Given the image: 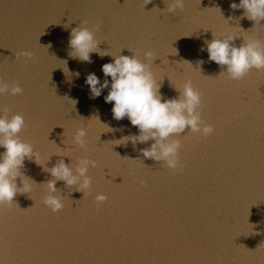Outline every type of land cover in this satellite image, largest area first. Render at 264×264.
Returning <instances> with one entry per match:
<instances>
[{
    "label": "water",
    "instance_id": "95a60500",
    "mask_svg": "<svg viewBox=\"0 0 264 264\" xmlns=\"http://www.w3.org/2000/svg\"><path fill=\"white\" fill-rule=\"evenodd\" d=\"M145 2L0 0V80L23 89L0 95V115L24 116L20 138L48 157L44 167L63 159L75 171L82 157L97 161L85 197L56 182L64 207L53 213L43 200L54 177L25 160L20 171L33 191L0 206V264H264V70L240 82L219 76L205 44L229 33L237 47L245 38L264 42V25L231 9L240 0H185L173 14L164 0ZM85 21L99 26L105 53H93L91 63L69 56L71 30ZM24 51L32 58H18ZM131 51L156 57L165 99L189 80L203 94L201 117L215 132L172 137L182 144L180 171L141 155L153 141L117 145L138 129L113 118L108 89L91 98L86 77L103 83L102 66ZM81 128L86 152L72 143ZM97 194L107 201L97 205Z\"/></svg>",
    "mask_w": 264,
    "mask_h": 264
},
{
    "label": "clouds",
    "instance_id": "9594fccd",
    "mask_svg": "<svg viewBox=\"0 0 264 264\" xmlns=\"http://www.w3.org/2000/svg\"><path fill=\"white\" fill-rule=\"evenodd\" d=\"M152 0H146L145 5ZM166 12L176 13L184 11L185 0H164ZM233 10H243L242 18L253 21L256 26L264 25V0H240L230 5ZM87 22L73 28L70 33L69 47L72 51L69 56L81 62L91 63L93 53L101 56L105 53L99 49L100 41L96 38L99 26L89 28ZM237 34L229 33L222 37L213 36L211 41H205L208 59L221 67L219 76L223 75L232 81L240 82L247 78L253 71L264 70V42L245 38L239 46L233 43ZM202 51L205 49H201ZM130 51V50H129ZM132 52V51H131ZM132 56H114L112 62L102 66V72L106 79L101 83L95 73H90L85 80L89 87L91 98L101 96L105 89L108 94L104 97L105 103L113 105L111 111L117 121L127 118L130 124L138 129V134L126 136L114 141L117 145H127L129 142L134 146L147 144L153 141L147 148L141 149V155L145 159L155 162H163L164 166L172 172L180 171L182 164L180 152L182 144L180 139L172 137L185 136L186 132L207 139L215 132V127L205 123L201 117L202 96L194 89L192 82L186 81L178 88L177 98L165 99L160 92L161 82L158 81L152 70L157 60L151 51H144L143 60L132 52ZM178 54V53H177ZM19 57L31 59V52H20ZM192 66L189 61H183ZM67 62L65 61V64ZM200 64L203 61L198 62ZM79 77V73L75 74ZM108 77L111 78L107 79ZM23 89L18 84H11L0 80V95H21ZM75 102V101H74ZM26 127L23 115H0V206L12 205L14 198L19 195H30L33 191L34 182L23 177L21 169L25 160H34L42 167L48 159L34 150L30 143L20 138V133ZM87 132L81 128L72 138V143L78 145L85 152L88 150ZM57 154L58 156H67ZM97 167V161L86 157L80 158L73 168L63 159L52 168L44 167L53 180L46 184V195L43 203L53 213L63 209L62 197L56 195V182L63 181L68 187L82 192L84 197L90 192L92 179L88 175L90 168ZM20 180V186L17 179ZM143 186L144 181H140ZM108 199L105 194H97V205L103 204Z\"/></svg>",
    "mask_w": 264,
    "mask_h": 264
},
{
    "label": "snow or ice",
    "instance_id": "6c2138e0",
    "mask_svg": "<svg viewBox=\"0 0 264 264\" xmlns=\"http://www.w3.org/2000/svg\"><path fill=\"white\" fill-rule=\"evenodd\" d=\"M201 93V92H200ZM203 94L201 93V96H202ZM188 134H186V136H187Z\"/></svg>",
    "mask_w": 264,
    "mask_h": 264
}]
</instances>
